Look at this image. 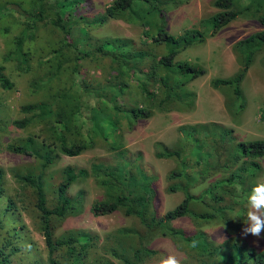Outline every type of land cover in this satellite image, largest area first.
I'll list each match as a JSON object with an SVG mask.
<instances>
[{"label":"trees","instance_id":"obj_1","mask_svg":"<svg viewBox=\"0 0 264 264\" xmlns=\"http://www.w3.org/2000/svg\"><path fill=\"white\" fill-rule=\"evenodd\" d=\"M12 1L15 3L0 4V19L16 17L8 26L0 24L4 35L16 27L9 36L16 47L0 56V87L4 90L13 85L5 74V62L25 63L19 66L24 72L30 69L29 52H20L21 59L16 53L23 41L33 37L37 27L50 25L58 34L57 45L47 51L55 70L65 58L61 52L64 45L75 53V61L92 50L108 58L110 65L104 82L79 84L74 83L78 68L73 60L69 66V86L48 93L41 100L20 104L19 111L25 115L10 121L17 128L43 121L49 138L38 140L35 134H28L4 146L34 157L35 170H14L11 175L17 192L7 194L5 170L0 166V264H146V258L156 252L151 243L161 236L173 243L179 241L188 249L191 259L181 260V264H264V245L258 240L249 242L240 234L245 194L250 182L263 172L260 159L264 157V138L238 139L232 128L215 121L179 124V146L160 145L154 151L157 158L175 161V166L164 174L165 190L179 197L178 203L160 216L144 196L140 178L148 176L141 155L132 154L122 143L123 130L130 129L137 119L149 117L153 110L183 111L193 107L194 92L186 84L205 70L195 61L176 60V56L185 48L203 43L207 35L215 34L231 20L245 17L255 19L260 29L232 43L235 71L209 79L212 88L228 92L227 111L231 119H239L247 103L241 87L243 78L257 53L264 49V0H214L213 5L219 9L200 19L197 27L176 35L166 29V12L188 0H111L99 11L90 13H78L77 6L84 0ZM111 19L138 26L140 42L119 35L89 36L90 28ZM32 85L36 91L47 89L43 80H33ZM128 86L137 88L144 106L122 104L120 98ZM83 95L90 96L93 103H86ZM83 108L86 113L81 112ZM258 112L264 121V97ZM5 126L0 117V131ZM63 131L69 132L67 136ZM98 142L114 153L115 163H91L88 169L75 171L73 166L66 165L61 168L62 180L51 188L49 195L45 170L58 154L74 156ZM206 150L215 154L213 163L203 162L201 155ZM89 175L102 192V198L93 200L89 210L93 214L118 211L125 217H135V224L125 223L102 237L83 228L56 231L58 220L83 207L82 191L71 197L66 194L67 188L76 177ZM22 187L26 192L21 191ZM17 202H21V208ZM20 209L41 235L42 251L26 235V226L19 220ZM237 215L240 218L233 219ZM180 217L188 219L191 229L174 225L173 221ZM210 226L223 228L224 238L215 242L208 234ZM192 240L199 242L195 249L189 247ZM23 250L32 254L29 260L16 258Z\"/></svg>","mask_w":264,"mask_h":264},{"label":"rangeland","instance_id":"obj_2","mask_svg":"<svg viewBox=\"0 0 264 264\" xmlns=\"http://www.w3.org/2000/svg\"><path fill=\"white\" fill-rule=\"evenodd\" d=\"M3 1L13 2L12 0H0V4ZM22 1L18 2L19 5L23 3ZM110 1L84 0L78 4L77 8L79 9L77 10L78 13L96 12V10L99 11ZM213 1L188 0L186 3L177 5L166 12V29L176 35L180 34L184 29L197 27L200 19L208 17L219 9L213 5ZM15 18L5 16L0 19V24L8 26L10 25V20ZM258 29H260V25L255 19L237 17L222 26L215 34L207 35L203 43H196L198 45L180 51L176 56V60L195 61L205 70L202 75L193 78L186 84V87L194 92L193 107L190 110L183 111L153 110L149 117L139 118L130 129L123 130L122 143L124 147L132 154L139 153L141 155V164L148 177L146 179L140 178V180L144 184L145 199L149 201L148 204L150 208H153L155 214L162 215L165 210L176 205L179 200L177 194H169L165 190L166 181L164 174L175 166V161L154 156V151L160 145L171 148L179 146L176 132V127L179 124L215 121L232 128L238 139L264 138V121L260 119L258 112L264 97V49L257 53L243 78L241 87L247 103L237 121L231 119V115L227 111L226 98L228 92L223 89L212 88L209 85V79L212 76L224 77L235 71L237 63L230 49L232 43ZM15 31L16 27H12L9 29L8 35L0 32V56L15 45L13 40L11 41L9 38ZM94 35L100 37L105 35L125 36L133 38L136 43L140 42L141 36L138 26L126 23L121 19H111L102 26L90 28L89 36L96 38ZM57 39L58 34L52 26L37 27L33 32V37L23 41L19 52L16 53L18 58L21 59L23 55L20 52H29L30 59L28 64L30 69L24 72L19 66L25 63H17L12 60L5 62V74L13 84L12 88L8 90L0 87V117L6 123L5 129L0 131V166L5 170V192L7 194L17 192V184L13 180L11 173L14 170L21 172L34 171L35 158L26 151H9L5 149V144L14 142L16 138L24 137L28 134H35L38 140L49 138L48 131L45 129L46 124L43 121L34 122L25 128H17L10 124L13 118L25 115L19 111V105L25 102L41 100L48 93L67 87L72 83L71 69L69 68L73 64L75 57L72 49L69 46H61V52L65 58L61 61V65L57 70L54 68L55 64L53 61L48 59L47 51L50 47L57 45V41L55 42ZM76 56H80V54L76 53ZM75 62L77 63L78 71L74 74V83L94 85L97 82L105 81L110 65L108 58L105 56H101L91 50L88 56H83ZM143 68L145 67L143 66ZM50 72L55 73L51 76ZM33 80H43L47 89L36 91V86L32 85ZM82 97L86 103H93V99L90 96L83 95ZM120 99L125 106H144L141 101L142 97L134 86H128ZM81 112L86 113L84 108ZM63 133L67 136L69 132L63 131ZM51 147L53 149L56 148L53 143H51ZM214 156L215 154L212 151L207 150L201 155L203 162L208 164L213 163ZM188 158L191 159L190 157ZM116 160L114 153L99 142L74 156L59 153L56 161L45 170L46 184L48 185L47 193L50 195L51 188L62 180L61 168L66 165L73 166L75 171L77 168L82 167L88 169L91 163H101L104 166L112 165ZM260 163L263 166V172L257 179L264 178V157L260 159ZM79 190L82 191L83 195L82 209L78 213L67 214L63 219L58 220L56 222L57 232L69 228H83L102 237L113 228L128 222L132 224L137 222L135 217H125L118 211L93 214L89 210V205L93 200L102 198L101 189L95 184L91 175L85 178L76 177V180L67 188L66 194L73 197ZM21 191L26 192V189L22 187ZM2 204L3 202H0V206ZM20 205L21 202H17L19 208H21ZM19 220L25 224L26 235L33 241L35 248L42 251L41 235L34 230L30 219L21 209ZM173 223L175 226L191 229V224L185 217L175 219ZM208 234L215 242H219L225 236L224 229L218 226H210ZM243 237L249 242L258 240L261 242L260 244L264 245V238L258 239L250 235ZM151 247L156 249V252L146 258V264L162 247L173 252L180 260L191 259L187 248L179 241L173 243L167 236L156 238L151 243ZM29 255L32 256L31 253L28 254L23 250L16 255V258L29 260Z\"/></svg>","mask_w":264,"mask_h":264},{"label":"clouds","instance_id":"obj_3","mask_svg":"<svg viewBox=\"0 0 264 264\" xmlns=\"http://www.w3.org/2000/svg\"><path fill=\"white\" fill-rule=\"evenodd\" d=\"M250 183L251 186L245 194L241 235L264 238V178L255 179ZM238 217L240 218V215L233 219ZM198 243L197 240H192L189 247L195 249ZM149 264H181V260L173 252L162 247L156 255L150 258Z\"/></svg>","mask_w":264,"mask_h":264}]
</instances>
